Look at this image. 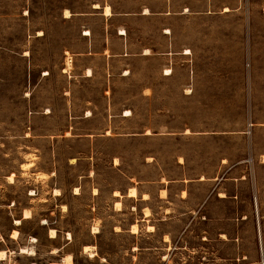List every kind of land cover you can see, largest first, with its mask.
<instances>
[{
	"label": "rangeland",
	"instance_id": "obj_1",
	"mask_svg": "<svg viewBox=\"0 0 264 264\" xmlns=\"http://www.w3.org/2000/svg\"><path fill=\"white\" fill-rule=\"evenodd\" d=\"M95 3L165 9L168 29L119 17L120 37ZM91 40L112 56L88 76L74 54ZM20 151L47 195L22 183ZM0 183L18 264H264V0H0ZM30 239L36 255L19 251Z\"/></svg>",
	"mask_w": 264,
	"mask_h": 264
},
{
	"label": "crops",
	"instance_id": "obj_2",
	"mask_svg": "<svg viewBox=\"0 0 264 264\" xmlns=\"http://www.w3.org/2000/svg\"><path fill=\"white\" fill-rule=\"evenodd\" d=\"M109 6L110 12H106V7ZM93 7L97 9L98 11L101 9L102 15L104 16L103 18V26L102 29H122L121 32L118 31L117 34L120 37L127 36L128 31L127 29H131L130 27L126 26L125 24H113L115 18H127V17H132V16H141L143 19H147V21L156 23L157 26L154 29H168L166 27V22H165V14L166 11L165 9L157 10V11H152L149 7H145L144 9L138 11V12H128V11H117L115 9V6L112 4H106L104 6H95L93 4ZM85 14H90V13H85ZM94 14V13H91ZM65 17H70L66 16ZM160 19H161V25H160ZM80 29H96L94 26L88 24V25H82ZM90 31V33H82V36L86 39V36H91L89 38L92 39V30H87ZM86 31V32H87ZM152 48L146 47L143 50L144 54H148L149 50ZM148 50V52H147ZM129 43L128 40L125 41L124 48L122 52L119 55H129ZM76 55V60L78 62H82V68L87 70V75L88 76H93L94 75V66L92 65V61L96 58H99L101 55L105 56L107 59H109L112 56V53L110 51V44L109 43H102L98 44L96 42H93L92 40L90 42H85L80 49H78L75 54ZM84 60V62L82 61ZM185 193V192H184Z\"/></svg>",
	"mask_w": 264,
	"mask_h": 264
},
{
	"label": "clouds",
	"instance_id": "obj_3",
	"mask_svg": "<svg viewBox=\"0 0 264 264\" xmlns=\"http://www.w3.org/2000/svg\"><path fill=\"white\" fill-rule=\"evenodd\" d=\"M19 155L24 158L25 162H23L22 164L20 163L19 160H16L14 162L17 164H20V166L24 170L23 176L25 179L22 181V183L42 185L44 193H45V195H47V191L49 190L48 181L50 180L49 174L44 172V171H37L35 173L30 172L31 169H33L34 167L37 166V163L39 161V157L37 155L31 154V153L26 154L23 151H20ZM6 179L8 181H15V175L8 176ZM6 188H7L6 184L0 183V189H6ZM55 192L57 195L61 194L59 189H56ZM32 194L35 196L36 191H33ZM40 199H44V196H41ZM64 208L66 211L67 205H65ZM35 211H36V209H29V210L25 211L24 214L27 217H32L34 215ZM11 235L14 239L19 240L22 234L19 231H14ZM56 235H57V231L53 230L51 232V236L56 237ZM2 240H4V237L2 235H0V241H2ZM32 244H33V241L30 239L28 245L22 246L19 249V251L22 253H30L32 255H36V250L32 246ZM54 251H58V250H54ZM89 251H90V249H88V248L83 249V252L85 254L89 253ZM16 255H17V252L15 250L0 249V261H5L6 264H17V261L15 259ZM58 264H75L74 254H72V253L65 254L63 256V258L58 262Z\"/></svg>",
	"mask_w": 264,
	"mask_h": 264
},
{
	"label": "bare ground",
	"instance_id": "obj_4",
	"mask_svg": "<svg viewBox=\"0 0 264 264\" xmlns=\"http://www.w3.org/2000/svg\"><path fill=\"white\" fill-rule=\"evenodd\" d=\"M95 6L98 7V6H99V3H95ZM106 12H107V13L110 12V8H109V6L106 7ZM65 15H66V16H70V15H72V12H71L69 9H66V10H65ZM168 31H170V30H168ZM86 33H90V31H87ZM147 52H148V50H147ZM185 52H186V53H190V50H187V51H185ZM69 60H70V59H69ZM70 62H71V61H70ZM71 63H72V62H71ZM70 65H71V64H70ZM171 73H172V69L168 68L167 71H166V74H171ZM127 112H130V110H127ZM68 134H69V133H68ZM12 175H14V173H13ZM12 175H9V176H12ZM10 182H11V181H10ZM77 190H78V191H77ZM97 190H98V189L95 188V189H94V193H97ZM79 191H80V188H79L78 186L75 187V193H79ZM184 192H185V191H184ZM117 193H119V195H117ZM164 193H166V190H165V189L162 190V194H164ZM114 194H115L116 196H122V194H121L118 190L115 191ZM127 195H128V196H131V197H136V196L138 195V189H137L135 186L130 187V188L128 189ZM148 197H149V194H148V193H144V194H143V198H148ZM115 205H116L117 208L120 209V208L122 207V202H121V200H117ZM27 210H29V209H25V210H24V213H25V211H27ZM144 214H145L146 216L150 215V214H151V209H150L149 207H147V206L144 207ZM23 218H28V217L25 216V214H24V215H23ZM17 221H20V223H17ZM15 224H22V219H21V218H16V219H15ZM149 228H150V229H154V227H153L152 225H150ZM116 229L119 230L120 227L117 226ZM137 229H138V225H137L136 223L133 224L131 230H132L133 232H136ZM53 230L56 231L55 228H51V229H50V234H49L50 237H52V236H51V232H52ZM14 231H18V230L15 229ZM14 231H13V232H14ZM92 232H94V233L99 232V227H98V226H94ZM69 234H70V233H69ZM56 236H57V235H56ZM165 240H166V239H165ZM167 240H168V239H167ZM34 241H35V238H34ZM95 247H96V246H94V245H85V248L90 249V252H91V253L93 252V249H94ZM54 250H57V248H55ZM54 250H53V253L56 252V251H54ZM28 254H30V253H28ZM30 255H32V254H30ZM17 264H18V262H17ZM51 264H58V262H52Z\"/></svg>",
	"mask_w": 264,
	"mask_h": 264
},
{
	"label": "snow or ice",
	"instance_id": "obj_5",
	"mask_svg": "<svg viewBox=\"0 0 264 264\" xmlns=\"http://www.w3.org/2000/svg\"><path fill=\"white\" fill-rule=\"evenodd\" d=\"M117 195H119V193H117ZM17 223H20V221H17Z\"/></svg>",
	"mask_w": 264,
	"mask_h": 264
}]
</instances>
